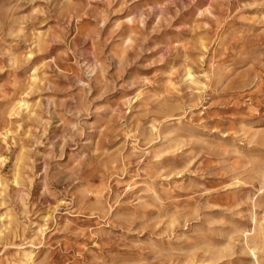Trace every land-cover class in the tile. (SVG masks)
Wrapping results in <instances>:
<instances>
[{
	"label": "rangeland",
	"instance_id": "1",
	"mask_svg": "<svg viewBox=\"0 0 264 264\" xmlns=\"http://www.w3.org/2000/svg\"><path fill=\"white\" fill-rule=\"evenodd\" d=\"M26 253L264 264V0H0V264Z\"/></svg>",
	"mask_w": 264,
	"mask_h": 264
},
{
	"label": "bare ground",
	"instance_id": "2",
	"mask_svg": "<svg viewBox=\"0 0 264 264\" xmlns=\"http://www.w3.org/2000/svg\"><path fill=\"white\" fill-rule=\"evenodd\" d=\"M39 229V228H38ZM30 254L29 253H26L25 255H24V261H25V264H27L28 263V260L30 259Z\"/></svg>",
	"mask_w": 264,
	"mask_h": 264
}]
</instances>
